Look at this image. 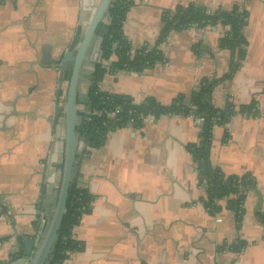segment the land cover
I'll return each instance as SVG.
<instances>
[{
  "label": "crops",
  "instance_id": "0c3cea01",
  "mask_svg": "<svg viewBox=\"0 0 264 264\" xmlns=\"http://www.w3.org/2000/svg\"><path fill=\"white\" fill-rule=\"evenodd\" d=\"M99 2L0 0V198L13 214V225L0 221V264L24 257L14 233L35 241L43 235L50 214L37 216V202L48 166L52 172V164L63 157V116L55 123L59 74L39 62L59 60L78 27L87 29ZM190 4L209 10L236 7L249 15L246 58L232 80L219 83L212 95L216 108L254 104L256 109L215 127L211 145L215 168L255 183L247 192L242 222L238 227L228 200L220 202L217 215L204 206L206 193L187 150L199 142L201 121L148 118L142 128L109 133L100 148L86 146L89 154L80 163L76 184L94 201L73 231L83 249L63 264H264L259 219L264 216V0H134L124 34L134 48L152 47L164 12ZM226 31L218 25L173 32L158 48L165 62L141 73L110 70L117 58L102 61L96 53L86 73L95 76L100 56L108 69L98 83L101 92L136 103L153 98L169 106L180 96L189 98L202 80L227 74L230 53L220 49ZM91 85L84 80L81 92L90 96ZM67 87L63 79L61 105ZM58 175L59 169L49 178L47 193H57ZM52 210L47 207L48 213Z\"/></svg>",
  "mask_w": 264,
  "mask_h": 264
},
{
  "label": "trees",
  "instance_id": "16d2710c",
  "mask_svg": "<svg viewBox=\"0 0 264 264\" xmlns=\"http://www.w3.org/2000/svg\"><path fill=\"white\" fill-rule=\"evenodd\" d=\"M133 4L134 0H114L113 7L109 10L107 28L110 35L102 42L101 57L102 61H109L112 57L117 58L110 70L141 73L152 69L156 64L165 62L164 55L158 48L167 42L173 32L193 27L204 29L222 25L226 27L227 31L220 40V49L230 53L228 72L220 79L202 80L198 89L189 98L180 96L171 105L164 106L153 98L136 103L130 97L101 92L98 83L103 79L108 69L100 63L96 66L94 73L97 77V86L90 91L94 116L89 119V126L86 121L84 122V130L79 139H83L87 134L86 146L97 149L104 145L109 133L127 126L142 128L145 119L149 116L155 120L165 116H185L201 120L199 142L189 145L187 150L195 163L199 185L206 193V199L203 201L204 206L210 214L217 215L222 211L220 202L228 200L227 208L234 213L239 227L243 219V207L247 192L254 187L255 183L249 176L226 177L220 169L212 165L210 155L213 129L225 127L230 119L237 114H254L256 109L254 104L240 107L227 105L222 109L216 108L212 103V95L219 83L232 80L246 58L248 41L245 29L249 15L247 11L236 7L227 11L223 9L209 10L195 4L178 6L174 10L164 12L163 26L154 46L150 47L146 44L140 48H134L123 31L124 21ZM116 111L118 114L115 117H110V114ZM88 154L89 151L85 149L83 158ZM93 201L94 197L87 189H82L75 184L68 196L67 211L49 264H63L70 254L82 251V245L73 239V231L79 226L83 215L90 212ZM259 219L264 225V216H259Z\"/></svg>",
  "mask_w": 264,
  "mask_h": 264
},
{
  "label": "water",
  "instance_id": "95a60500",
  "mask_svg": "<svg viewBox=\"0 0 264 264\" xmlns=\"http://www.w3.org/2000/svg\"><path fill=\"white\" fill-rule=\"evenodd\" d=\"M113 1L100 0L87 29L84 31L82 25L78 27L71 45L59 60L39 62L43 67H51L59 74L55 123H58L59 117L62 115L65 125L63 157L61 163L52 164V172L49 171L50 166H48L44 191L37 202V209L40 211L37 216L47 217L50 214L45 231L38 241L34 239L23 240L18 233H14L18 245L24 247V257L15 256L11 264H49L54 244L67 211L68 196L77 182L83 151L86 148L87 134L83 139H79V136L84 130V122L86 121L87 126H89V119L94 116L90 96L88 92H81V85L84 80L92 81V89L97 85V77L86 73V67L92 63L96 53L97 55L101 53L102 42L110 35L107 21L109 10L113 7ZM100 59L99 56L95 62L99 64ZM68 64L71 66L66 67ZM65 72L67 73L68 87L64 104L61 105L60 93ZM82 107L83 109H81ZM79 119H83L82 124H79ZM53 152L54 150L52 154ZM58 169H61L58 175V192L56 194L47 193L52 190V186L49 185V178ZM48 206H53L50 213L47 211ZM12 218L13 214H11L9 207L3 202V198H0V221L6 219L13 225Z\"/></svg>",
  "mask_w": 264,
  "mask_h": 264
},
{
  "label": "built area",
  "instance_id": "2783aa9c",
  "mask_svg": "<svg viewBox=\"0 0 264 264\" xmlns=\"http://www.w3.org/2000/svg\"><path fill=\"white\" fill-rule=\"evenodd\" d=\"M166 43H164V44H162V45H165ZM118 114V111H116V112H114V113H111L110 114V117H115L116 115ZM148 118H153V117H151V116H149V117H147L146 119H148ZM145 119V120H146ZM199 121H201V120H199ZM201 123H202V121H201Z\"/></svg>",
  "mask_w": 264,
  "mask_h": 264
},
{
  "label": "flooded vegetation",
  "instance_id": "af4514ba",
  "mask_svg": "<svg viewBox=\"0 0 264 264\" xmlns=\"http://www.w3.org/2000/svg\"><path fill=\"white\" fill-rule=\"evenodd\" d=\"M98 43V42H97ZM97 43H96V45H97ZM98 47V46H97ZM100 47V46H99ZM64 79H67V73L65 72V74H64ZM91 87V86H90ZM92 90V88L90 89V91ZM89 91V92H90ZM59 170H61V169H59ZM60 172V171H59ZM57 192H58V189H57Z\"/></svg>",
  "mask_w": 264,
  "mask_h": 264
},
{
  "label": "rangeland",
  "instance_id": "374dc122",
  "mask_svg": "<svg viewBox=\"0 0 264 264\" xmlns=\"http://www.w3.org/2000/svg\"><path fill=\"white\" fill-rule=\"evenodd\" d=\"M63 104H64V101H63ZM63 104H62V105H63Z\"/></svg>",
  "mask_w": 264,
  "mask_h": 264
}]
</instances>
